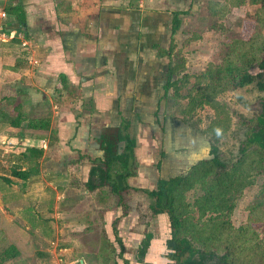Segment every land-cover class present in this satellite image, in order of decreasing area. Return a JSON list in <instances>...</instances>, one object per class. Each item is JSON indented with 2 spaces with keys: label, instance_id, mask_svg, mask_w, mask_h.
<instances>
[{
  "label": "crops",
  "instance_id": "obj_1",
  "mask_svg": "<svg viewBox=\"0 0 264 264\" xmlns=\"http://www.w3.org/2000/svg\"><path fill=\"white\" fill-rule=\"evenodd\" d=\"M204 2L0 0V10L19 5L23 12L22 24L15 12L0 17V140L9 145L0 152V230L9 244L22 251L20 246L59 240L64 232L69 247L59 250H71L79 238H95L82 218L97 205L105 209L111 196L116 203L103 210L102 219L109 224L118 218L124 256L137 250L146 232L152 234L148 252L166 250L163 226L155 221L165 213L148 210L142 216L151 202L138 195L155 189L159 178L184 174L209 159L205 133L171 115L167 95L171 42L198 20V11L206 14ZM174 12L184 13L172 33ZM44 119L47 128L39 126ZM124 135L135 141L123 194L130 215L108 186L86 185L91 167L104 158V146L111 142L120 152ZM12 169L25 171V177L12 175ZM147 224L157 230H145ZM105 228L111 241L113 230ZM41 249L53 251L42 243Z\"/></svg>",
  "mask_w": 264,
  "mask_h": 264
},
{
  "label": "trees",
  "instance_id": "obj_2",
  "mask_svg": "<svg viewBox=\"0 0 264 264\" xmlns=\"http://www.w3.org/2000/svg\"><path fill=\"white\" fill-rule=\"evenodd\" d=\"M251 1L259 4L254 13L253 33L247 39L234 38L224 43L221 61L210 64L203 73L197 75L201 78L197 81L196 89L192 94H189V108L193 107L194 100L199 94H205L207 99H211L219 92L236 89L253 82L257 89L264 92V55L260 54L264 53L262 33L264 29V0ZM243 3L244 0H205L208 12L220 18L229 13L232 7ZM8 10L11 13L15 12L18 22L23 23V12L19 5L9 6ZM179 13L184 12L173 13L172 33L179 27V18L177 17ZM257 38H260L258 42ZM172 46L171 42L169 53ZM180 66H183L182 61L179 64H173L169 71L170 74L175 73ZM253 67L258 68V71H251ZM201 81H206V84L204 85ZM176 83L178 80L172 81L171 79L168 81V86H172L175 90L178 88ZM212 107L215 116L211 119L206 131L213 137L211 153L216 154L217 146L214 142L225 134L230 117L220 104L215 103ZM30 121V124L34 125V122ZM248 121L241 140V156L237 160V168L233 173L229 174L228 171H225L217 176H209L208 160L216 161L213 156L211 159L192 164L186 174L159 178L155 189L144 190L152 199L149 211L154 215L165 213L168 217L170 234L165 239V246L168 249L165 256L168 260L163 264H208L215 258L217 261L211 262V264H261L264 261L262 243L255 241L254 233L250 234L247 229L231 231L227 222L214 216L210 219L212 224L210 231L202 228L199 222L191 221L193 212L198 216L196 220H200L208 211L215 214H222L224 209L230 211L232 205H227L221 196L227 192L226 186H231V181L235 178H239L241 181L245 177L246 173L242 167L248 166L249 169H255L258 172L264 171V102L259 114ZM39 126L47 128V120L39 121ZM124 138L125 144L120 152L113 149L111 142L104 146V158L99 159L91 167L89 179L86 182L89 189L108 186L109 190L117 196L118 204L122 203L123 194L129 190L127 178L132 174L131 164L135 145V141L128 135H124ZM28 150L30 152L33 149ZM11 174L20 178L25 177V171L12 169ZM233 175L235 178L231 177ZM239 181L237 180V182ZM196 182L202 184L203 194L194 199L193 203H185L183 201L185 192L192 188ZM123 203L125 202L123 201ZM215 204L217 205L214 206ZM251 210L264 216V191L251 206ZM125 212L126 210L123 208V213ZM260 218L262 217L259 216L255 219ZM150 238L149 233L142 238L141 246L137 252L139 261L145 255ZM17 254L16 247L10 245L2 251L0 263Z\"/></svg>",
  "mask_w": 264,
  "mask_h": 264
},
{
  "label": "rangeland",
  "instance_id": "obj_3",
  "mask_svg": "<svg viewBox=\"0 0 264 264\" xmlns=\"http://www.w3.org/2000/svg\"><path fill=\"white\" fill-rule=\"evenodd\" d=\"M258 6L259 4L252 2L251 0H244L243 4L235 6L236 8H234L232 12H230V9L229 13L221 18L210 14L208 10H205V15L200 14L203 12L202 10L198 11V20L195 21L193 25L187 24V26L184 27L185 30L182 31L183 35L180 36V38H177V40H174L169 53L172 54L170 58L173 64H179L180 61H182L183 66H180L175 73L170 74L169 72L170 77H173L172 81L175 79L178 80V83H176V87L178 88L174 90L172 86H168L167 82V95L172 99L171 104L173 108V110L169 108L168 112L171 115L173 114L184 118L186 121H189L191 125L199 127V129L205 133L206 147L208 149L206 156H208L209 159L212 158L210 153V143L213 137H211L206 131V128L211 119L215 116L212 105L215 103L220 104L230 117L229 126L225 134L221 136L218 141L214 142L217 146V151L214 156L216 161L213 159L210 161L208 160L210 165L209 176H217L225 171H228L230 174L236 170L237 160L241 156L240 148L242 146L241 140L244 135V127L248 125V120L254 119L261 111V106L264 102V92L257 89L253 82L236 89L219 92L211 99H207L205 94H199L194 100L193 107L190 108L188 107L189 94L193 93L194 89L197 87V81L201 78L197 75L203 73L210 64H216L221 61L224 52V43L229 42L234 38L247 39L253 33L255 24L254 13ZM8 8L9 6H6L5 9L8 10ZM187 27L189 28L188 30ZM262 33L264 37V29L262 30ZM259 39L260 38L256 39L257 42ZM18 48L22 50L24 49V46L18 44ZM260 54L264 55L263 52ZM251 71L257 72L258 68L253 67ZM184 78L186 79L185 81ZM169 80L171 79L169 78ZM201 82H203L204 85L206 84V81ZM8 147L9 145L4 143L3 139H1L0 152H4ZM242 169L246 173L245 177L239 181V178H235L234 175L231 176L235 178V180L231 181V186H226L227 192H224L221 196L227 205H232L230 211L224 209L222 214H215L212 213V211H208L200 220H196L198 216L193 212L191 214L193 217L191 221L199 222L202 228L210 231L212 225L210 219L213 216L218 217L217 219H223L230 225L231 231H242L247 229L250 234L254 233L255 241L260 244L262 243L264 248V216L251 210V206L254 205L261 192L264 191V171L258 172L255 169H249L248 166L242 167ZM237 180L239 182H237ZM29 184L30 182H28V185ZM2 188L3 184L0 181V189ZM35 193H38L37 189H35ZM103 193L105 195L108 194L107 189L103 190ZM202 194V184L196 182L193 184L192 188L185 192L183 201L185 203H193V200L200 197ZM109 195L111 194L109 193ZM108 197L109 201L106 202V208L109 209L112 205L114 206L116 199L115 197ZM138 197H142L143 201L146 203L152 202V199L146 193H139ZM96 202L97 201H95V203ZM124 204L125 207H123ZM120 205L122 212L124 208L126 210L124 214H129L130 206H128L127 202L123 203L122 201ZM216 205L217 204L214 206ZM105 209L100 208L97 205L95 209H88L86 215L84 212L83 215L85 216L82 218V220L86 221V224H83L85 225L84 228H87L89 231L91 230L95 238L88 242H86L84 238H79V241L77 242L78 246L73 247V249H71L72 252L70 249L67 250L68 252L59 250L61 247H69L65 244L69 240L64 232L63 234H60L59 240H55V237L52 236L47 241H40L38 243L35 241L29 248L24 247V249L20 246L22 250L20 251L14 244H9V241L6 238H3V231L0 230V255L2 251L10 245L16 247L18 250L16 256L11 257L0 264H9L10 262L11 264H160L164 261L166 262L167 259L165 258L166 256L164 253L167 252L165 250L156 252L155 255H152V252H148L146 249L145 256L142 257L143 261L138 260V249H135V252L133 250V252L131 251V254L127 253L124 256V247L121 239L118 237V229L116 227L118 218L109 224H105L102 219V213ZM148 210L149 209L147 208L144 212L142 211L143 213H141V215L148 216L150 213ZM164 215L163 219L159 220L156 218L155 221L158 223L157 226H163V237H168L170 234V226L167 215ZM259 216L262 218L255 219ZM151 222L152 220L150 223ZM147 223H149V221ZM204 224H206V226H204ZM105 227L113 230V232L109 233L112 239L111 241L105 233ZM144 229L147 231L150 229L154 232L157 230L155 227L151 226V224H147ZM142 230L143 229L140 231L144 232V230ZM17 243L18 245H22V241H17ZM41 243L42 248L46 246L53 249L51 254L41 249ZM86 243L89 244L86 245ZM85 247L87 249H85ZM90 248H92V250H88ZM84 250L93 251V254L87 253ZM44 253H48L51 256L47 255L44 257ZM28 254H31V256L27 258L28 262L22 261V257H25ZM83 259L84 261H82ZM216 261L217 259L215 258L208 264H211V262L215 263ZM261 264H264V261Z\"/></svg>",
  "mask_w": 264,
  "mask_h": 264
},
{
  "label": "built area",
  "instance_id": "obj_4",
  "mask_svg": "<svg viewBox=\"0 0 264 264\" xmlns=\"http://www.w3.org/2000/svg\"><path fill=\"white\" fill-rule=\"evenodd\" d=\"M137 3H138L139 6H141L142 3H143V0H137ZM7 13H11V12H10L9 10H6V9L0 10V17H4V16H6ZM13 33H14V32H13ZM13 33H12V34H13ZM23 44H24V42H23Z\"/></svg>",
  "mask_w": 264,
  "mask_h": 264
},
{
  "label": "flooded vegetation",
  "instance_id": "obj_5",
  "mask_svg": "<svg viewBox=\"0 0 264 264\" xmlns=\"http://www.w3.org/2000/svg\"><path fill=\"white\" fill-rule=\"evenodd\" d=\"M261 107H262V106H261ZM211 148H212V144L210 143V153H211ZM211 156L213 157V156H215V154L211 153ZM220 174H221V173H220ZM147 233H148V232L144 233L143 237H144L145 234H147ZM149 234L151 235V238H152V234H151V233H149ZM143 237H142V238H143ZM151 238H150V239H151ZM141 241H142V239H141ZM141 241H140L139 246H138L137 249H139V247L141 246ZM149 243H150V242H149ZM165 248H166L165 251L168 252L167 247H165ZM145 253H146V252H145ZM164 254H167V253H164ZM144 256H145V255H144ZM165 258L167 259V257H165ZM167 260H168V259H167ZM167 260H166V261H167ZM141 261H143V259H142ZM164 262H165V261H164ZM164 262H163V263H164ZM163 263H160V264H163Z\"/></svg>",
  "mask_w": 264,
  "mask_h": 264
}]
</instances>
